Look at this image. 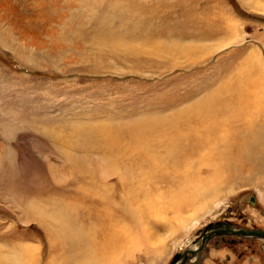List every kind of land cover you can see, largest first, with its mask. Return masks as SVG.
I'll use <instances>...</instances> for the list:
<instances>
[{
	"label": "rangeland",
	"instance_id": "obj_1",
	"mask_svg": "<svg viewBox=\"0 0 264 264\" xmlns=\"http://www.w3.org/2000/svg\"><path fill=\"white\" fill-rule=\"evenodd\" d=\"M28 1L19 2L20 7ZM138 1L61 0L59 3H69L68 7H51L49 13H67V19L78 22L82 27L88 23L98 24L96 21L99 20L107 21L116 30L127 27L135 31V27L144 30L146 35L152 34L159 42L173 40L165 35L177 37L181 34L184 37L188 34L193 37L197 33L198 39H192L200 42L199 45L203 43L215 50L199 58L195 64L179 60V65L172 66L165 58L152 59L147 56L137 60L125 57L121 52L103 56L96 46L93 47L92 35L86 37L75 30L68 31V38H63L62 43L60 36L52 42L43 38L41 41L47 47L37 50L35 47L28 48L15 27L8 24L4 16L0 17V245H13L10 248L12 252L17 250L14 245L21 243L28 244L32 250L38 248V264L47 263L49 241L46 240L50 237L37 224H27L28 217L33 215L34 206L31 205H38V197L52 194L57 187L63 191L79 190L97 194V188L89 184L90 177L78 172L87 168L100 169L96 162L100 156L112 158L106 151L104 141H99V134L88 130H84L90 138L83 144L85 152L72 150L70 145L74 146L80 140L72 130L69 131L72 126L80 124L90 128V125V129L99 128V131L114 134L117 128L134 124L138 118L162 119L163 114L161 117L153 111L161 108L157 99L164 96L163 90L167 88H171L174 94L183 93L191 84L202 82L206 89L197 96L200 97L203 94L213 95L216 89L222 92L245 89L246 83L241 86L239 81L247 76L253 80L259 79L257 64H261V76H264V0ZM139 4L143 6L142 9L137 8ZM91 6H100L103 12L102 15H94V22L90 19L92 14L88 20L85 15L89 12L84 13ZM157 35L164 36L161 39ZM188 36L187 40H190ZM224 41H227L226 45ZM69 45L73 46L70 50ZM18 53H27L37 59L28 64L16 56ZM58 53L61 58L63 53L66 57L56 59ZM250 68L255 72H251ZM240 71L244 74L232 81ZM227 72L233 73L231 79L221 75ZM138 104H144L151 110L129 111ZM261 113L264 116V112ZM261 113L256 120L263 118ZM45 128H52L63 139L70 135V140L65 143L45 139L40 131ZM55 145H58V149L54 150ZM63 152L71 153L68 154L69 159L73 156L79 158L80 163L68 160ZM254 173L256 170L250 174L254 176ZM96 175L102 181H107L105 174ZM135 175V179H132L134 182L139 178L137 173ZM200 175L210 177V174ZM244 175L237 181V176L233 179L224 177L218 183L220 196L205 201L203 210L197 212L196 217H190V212L183 214L194 223L180 227L174 214H169L167 224L170 226L165 232L162 229L160 237L154 242L157 255L147 246L146 253L136 251L132 257L130 255V259L119 257L118 264H170L174 254L191 247L200 232L215 222L228 221L235 227L264 231V176L255 174L253 180L248 181ZM227 182L229 187H224ZM109 185H113V192L117 191V184ZM62 189H59L61 196ZM78 198L86 197L79 195ZM61 201L68 203L67 200ZM122 204L127 208L130 202L124 198ZM102 231L109 232V227ZM135 238L140 239L139 232ZM221 238H215L209 246L211 251L218 249L221 256L226 253L224 258L215 257V264H264L262 240ZM221 244L224 248L220 249ZM229 254L234 256L231 261L228 260ZM15 257L16 260L20 259L19 254ZM11 259L16 262L14 256ZM120 260L124 261L121 263ZM94 262L103 264L107 261L96 258ZM206 263L212 264L210 261Z\"/></svg>",
	"mask_w": 264,
	"mask_h": 264
},
{
	"label": "bare ground",
	"instance_id": "obj_2",
	"mask_svg": "<svg viewBox=\"0 0 264 264\" xmlns=\"http://www.w3.org/2000/svg\"><path fill=\"white\" fill-rule=\"evenodd\" d=\"M60 1L29 0L20 7L19 2L24 0H0V17L4 16L5 21L15 27L16 33L26 41L28 48L35 47L37 50L47 47L41 41L43 38L52 42L60 36L62 43L63 38H68V31L73 30L86 37L92 35L93 47L96 46L103 56L121 52V55L137 60L147 56L152 59L165 58L172 66L179 65V60L195 64L199 58L215 50L203 43V46L199 45L200 42L196 41L199 37L197 33L193 37L186 34L190 40H187L186 35L182 37L178 33L177 37L165 35L173 40L159 42L155 41L152 34L146 35L144 30L140 31L135 27V31L127 27L116 30L115 26L105 20H95L96 24L93 21L94 15L103 13L100 6H91L84 12H89L85 17L92 19L94 23L82 27L78 22L67 19V13H49L51 7H68L69 3H59ZM131 4L133 5V1ZM141 6L139 4L137 8L142 9ZM127 9L130 8L127 6ZM163 36H160L161 39ZM223 43L226 45L227 41ZM70 47L73 48L69 45V50ZM16 56L28 64L37 59L27 53H18ZM56 57L64 59L66 54L63 53L61 58L58 53ZM255 64L257 61L252 68ZM256 66L259 79L243 77L239 83L241 86L246 83V88L237 92L216 89L213 95L203 94L197 97L206 89L202 82L191 84L187 91L175 92L176 95L171 88L163 90L164 96L157 99L161 108L157 112L152 110L163 114L162 119L138 118L134 124L117 128L114 134L106 130L99 131V128L90 129V125V128L80 124L72 126L69 131L72 130L77 139H80L76 145H70L72 150L85 152L83 144L90 139L85 134L88 130L99 134V138L96 137L99 141H104L106 151L112 158L100 156L96 160L100 169L87 168L78 172L90 177L89 184L97 188V194L82 193L79 190L63 191L57 187L52 194L39 195L38 205H31L34 206L33 215L28 217L27 224H37L50 237L46 240L49 241V249L45 264H95L96 258L107 261L103 264H118L119 257L130 259L136 251L146 253L147 246L157 255L154 242L160 237V232H165L170 226L167 224L169 214H174L178 226H187L195 221H189L190 218L183 214L190 212V217H196L197 212L203 210L205 201L220 196L218 183L224 177L233 179L237 176V181L246 174L244 176L250 181L255 174L264 176V116L261 113L264 112V76H261V64ZM250 71L255 72L251 68ZM232 74L227 72L221 75L230 77ZM242 74L243 71H240L232 81ZM145 109L151 110L144 104H138L129 111L134 113ZM260 113L263 118L256 120ZM40 131L45 139L65 143L70 140V135L63 139L52 128ZM53 149H58V145ZM68 154L71 153L63 152V156L67 158ZM68 160L80 163V159L74 156ZM253 170H256L254 176L250 174ZM135 173L139 178L134 182ZM96 174H105L107 181H102ZM200 174H210V177ZM109 183L117 184L116 192L112 191L113 185ZM229 185L227 182L224 187ZM59 189H62L63 197ZM79 195L86 198H78ZM124 198L130 202L127 208L124 204L120 205ZM61 200H67L68 203ZM106 226L109 227V232L102 231ZM138 232L140 239L135 238ZM21 244L14 245L17 248L14 252L10 250L13 245H0V264H31V260L38 264V248L32 250L28 244ZM195 248L197 247L191 244V247L184 250ZM16 254H19L20 259L16 260ZM13 256L16 262H12ZM195 257L196 255L188 262ZM58 259L62 260L56 261Z\"/></svg>",
	"mask_w": 264,
	"mask_h": 264
},
{
	"label": "water",
	"instance_id": "obj_3",
	"mask_svg": "<svg viewBox=\"0 0 264 264\" xmlns=\"http://www.w3.org/2000/svg\"><path fill=\"white\" fill-rule=\"evenodd\" d=\"M236 236L240 238H257L264 242V231L261 229L234 228L231 225L217 223L209 224L200 232L195 243L197 250H184L173 255L170 264H187L195 255L201 254L206 244L214 237ZM194 243V244H195Z\"/></svg>",
	"mask_w": 264,
	"mask_h": 264
},
{
	"label": "flooded vegetation",
	"instance_id": "obj_4",
	"mask_svg": "<svg viewBox=\"0 0 264 264\" xmlns=\"http://www.w3.org/2000/svg\"><path fill=\"white\" fill-rule=\"evenodd\" d=\"M217 223H223V224H227V225H231V223H229L228 221H224V222H215L214 224H217ZM231 226H233V225H231ZM234 228H237V227H235V226H233ZM238 228H241V227H238ZM200 235V234H199ZM198 235V236H199ZM197 236V237H198ZM222 238H229V237H236V236H221ZM215 238H217L218 239V237H214L213 239H211L207 244H206V246H205V248L203 249V251L201 252V254H199V255H196V257L197 256H199L198 258H196L195 257V259L194 260H192L195 264H207L206 262L207 261H210L212 264H215L214 263V258L215 257H222V258H224L223 256H225L226 255V253H224V255L223 256H221L220 255V251L217 249V250H213V251H211L210 249H209V246H210V243L215 239ZM220 239V240H223V239ZM237 239H239L240 237H236ZM240 239H244V238H240ZM239 239V240H240ZM249 239H251V238H249ZM192 246H194V247H197L198 245L195 243V244H192ZM189 248V247H188ZM188 248H185V249H188ZM221 248H224V245L223 244H221V246H220V249ZM184 250V249H183ZM182 250V251H183ZM195 250H197V248H195ZM230 255V258L228 259V260H233L234 259V256H233V254H229ZM226 258V257H225ZM192 261H190V262H187V264H191L192 263Z\"/></svg>",
	"mask_w": 264,
	"mask_h": 264
}]
</instances>
